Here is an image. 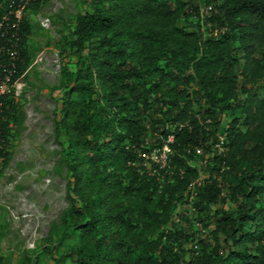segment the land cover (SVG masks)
<instances>
[{
  "label": "trees",
  "instance_id": "16d2710c",
  "mask_svg": "<svg viewBox=\"0 0 264 264\" xmlns=\"http://www.w3.org/2000/svg\"><path fill=\"white\" fill-rule=\"evenodd\" d=\"M39 1L0 0V82L7 88L26 61L30 26L23 9ZM203 3L214 8L204 19L224 27L216 36L199 31L200 4L195 2L187 3L184 10L194 22V30L132 31L133 43L105 33L117 19L109 9L78 11L71 26L61 22L67 33L60 37V115L54 120V129L56 135L64 131L70 139L64 156L68 207L62 221L72 228L94 225L95 202L82 193L87 177L80 167L84 161L93 165L94 172L98 164L119 158L130 175L131 183L124 187L130 189L151 193L159 186L182 187L183 201L189 205L178 217L192 221L199 231L203 230L199 211L205 204L225 199L221 182L226 172H232L235 181L227 185V195L235 207L214 210L217 217L212 230L219 239L200 252L192 232L164 230L158 263L168 264L163 254H176L180 244L188 241L192 255L188 264H264V84L261 90L258 86L264 80V0H201ZM140 54L154 62L159 72L156 80L145 77L147 68L140 64ZM69 57L75 58L74 67L69 66ZM193 75L195 88H178L174 97L165 96L164 76L185 82ZM225 81L228 85L223 86ZM225 110L235 114L223 123L220 112ZM22 115L15 98L6 89L0 92V160L8 154L10 121L17 122ZM101 117L124 131H109L108 123L98 120ZM168 133L172 134L169 165L159 170L158 177L146 173L139 153L158 145ZM216 133L222 134L224 154L213 147ZM193 145L200 146L202 154H194ZM80 147L87 151L81 153ZM204 155L205 165L186 162V158L199 160ZM222 162L225 168L219 171ZM199 169L207 176L189 197L186 184ZM213 171L219 178L211 177ZM74 195L82 204H77ZM131 230V222L117 213L107 227L106 241L117 250ZM65 235L62 230L58 240ZM68 251L79 263H94L91 253L80 245L79 252ZM36 257L23 254L19 264H37Z\"/></svg>",
  "mask_w": 264,
  "mask_h": 264
},
{
  "label": "rangeland",
  "instance_id": "374dc122",
  "mask_svg": "<svg viewBox=\"0 0 264 264\" xmlns=\"http://www.w3.org/2000/svg\"><path fill=\"white\" fill-rule=\"evenodd\" d=\"M189 2L201 4V0H40L23 9L30 26L25 39L26 61L15 83L3 87L20 104L23 115L17 122L10 121L8 154L0 160V264H19L23 254L37 256V264H84L77 262L76 255L68 251L73 248L79 252V245L91 253L93 264H159L164 230L192 232L200 252L219 239L212 230L217 217L214 210L231 211L235 207L227 195V185L235 181L232 172H226L221 182L225 199L205 204L199 211L203 228L199 231L192 221L178 217L180 210H188L189 205L183 201L182 187L159 186L151 193L124 187L130 182V175L119 158L98 164L94 172L88 161L80 165L87 176L82 193L87 200L95 202L94 225H86L87 229L72 228L62 221L68 207L69 175L64 156L70 139L64 131L56 135L54 129V120L60 115V37L67 33L61 22L71 26L78 11L94 7L109 9L116 13L117 19L105 33L133 43L132 31L174 27L194 30V22L184 14ZM74 61L75 58L69 57V66L74 67ZM140 64L147 68L144 72L147 79H157L159 72L154 62L144 54H140ZM233 68L237 70L238 66ZM217 72L221 69L217 68ZM221 84L228 85L226 81ZM263 84L261 80L259 90ZM161 86L165 96L172 98L178 88L188 91L195 88V75L185 82L164 76ZM95 87L98 94L99 86ZM233 114L229 110L220 112L222 122ZM98 120L108 123L109 131H124L104 117ZM86 151L80 147L81 153ZM186 162L195 167L199 164L193 158H186ZM74 196L77 204H82ZM117 213L131 222L132 230L121 241L120 248L113 250L106 241V231ZM62 230H66V235L58 240ZM180 246L176 254H163L168 264H188V259H192L188 241Z\"/></svg>",
  "mask_w": 264,
  "mask_h": 264
},
{
  "label": "built area",
  "instance_id": "2783aa9c",
  "mask_svg": "<svg viewBox=\"0 0 264 264\" xmlns=\"http://www.w3.org/2000/svg\"><path fill=\"white\" fill-rule=\"evenodd\" d=\"M214 10L211 3H203L198 6L197 18L199 21V31L203 35H213L216 36L218 33L222 32L224 27L222 26H213L212 22L208 19H204L210 11ZM15 83V82H13ZM5 83L0 82V92L3 91ZM205 122H208L209 119L205 118ZM217 134V140L213 142V147L216 153L224 154V146L222 145V134ZM172 140V134L168 133L164 139L158 145L151 147L149 150L140 152V157L142 158L141 167H143L146 173L158 177L159 170L165 168L169 165V156L171 154V148L169 142ZM193 153L196 155L202 154V149L200 146H192ZM186 151H189V147L186 148ZM198 165H205L206 155L203 158L198 160ZM139 168V167H138ZM225 168L224 163L222 162L219 171H222ZM141 172L142 169L140 168ZM211 177L219 178V173L213 171L210 173ZM207 174H204L201 169H199V174L191 178L186 184V190L189 191V197L195 194V188L200 186Z\"/></svg>",
  "mask_w": 264,
  "mask_h": 264
}]
</instances>
